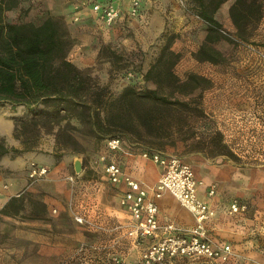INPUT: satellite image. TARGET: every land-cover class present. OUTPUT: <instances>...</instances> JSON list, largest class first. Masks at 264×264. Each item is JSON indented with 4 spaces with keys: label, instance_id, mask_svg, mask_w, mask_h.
<instances>
[{
    "label": "rangeland",
    "instance_id": "1",
    "mask_svg": "<svg viewBox=\"0 0 264 264\" xmlns=\"http://www.w3.org/2000/svg\"><path fill=\"white\" fill-rule=\"evenodd\" d=\"M66 1L51 0L54 5L49 7L48 0H20L8 17L36 23L48 15L63 18L73 40L69 58L106 84L114 95L130 84L154 87L152 81L144 79V73L172 38L171 47L179 52L175 72L182 78L197 72L212 81L209 87L194 93L204 114L192 112L186 117L184 112L177 111L174 120L180 125L170 137L139 129L112 133L123 137L126 147L140 151L158 149L187 158L199 174L218 170L222 181H226L222 179V170L230 168L245 179L246 189L251 192L245 198L260 196L259 207L264 214V0H261L263 16L251 28L249 39L236 33L230 16L234 0L219 5L215 16L233 39L219 42L225 55L219 62L198 60L195 56L208 30L207 22L197 14L198 0H145V19L126 14L112 25L75 14V9L80 4L86 5L87 0H69L72 6L64 4ZM158 112L165 118L172 115L161 109ZM26 115L14 113L7 105L0 106V133L10 145L22 146L14 136L15 119ZM64 125L66 131L60 135L56 133L58 125L39 132L31 161L41 163L39 157L51 158L46 163L50 171L31 186L21 188L24 208L16 218L0 215V264H83L76 249L91 248L98 231L106 229L107 225L102 223H99L102 229L82 224L75 213H80L79 203L87 196L84 190L90 182L84 184V180L103 178L104 161L100 156L106 153L110 159L111 153L106 148L109 135L92 133L77 119L71 123L63 121ZM216 130L222 133L225 151L230 153L220 154L219 147L214 146L211 135ZM76 156L83 157V170L79 173L73 165ZM212 183L218 188L216 181ZM237 187L227 182L224 190L233 192ZM257 208L255 203L250 209L254 212ZM54 241L69 247L54 251Z\"/></svg>",
    "mask_w": 264,
    "mask_h": 264
},
{
    "label": "trees",
    "instance_id": "2",
    "mask_svg": "<svg viewBox=\"0 0 264 264\" xmlns=\"http://www.w3.org/2000/svg\"><path fill=\"white\" fill-rule=\"evenodd\" d=\"M224 1H197V14L208 25L207 34L195 52L198 60L219 62L225 59L218 44L233 39L215 16ZM19 4L20 0H0V106L7 105L14 113L26 112L27 115L15 119L14 136L21 147L10 145L0 133V169L5 155L15 157L33 150L42 129L50 131L58 125L57 135L64 133L63 121L71 123L72 119H77L92 133L109 135L107 138L120 137L124 143L125 139L113 131L139 129L150 134L158 131L160 137H170L180 125L174 120L177 111L184 112L186 117L192 112L204 114L194 93L209 87L212 81L197 72H190L185 78L175 72L179 52L172 49V38L144 73V79L152 81L154 87L130 84L114 95L106 84H101L69 58L73 40L63 18L48 15L39 23L10 19L8 12ZM230 16L237 35L249 39L251 28L263 16V2L234 0ZM158 109L172 115L165 118ZM211 139L220 154L230 153L225 151L227 145L219 130ZM20 195H13L0 215H16L23 210Z\"/></svg>",
    "mask_w": 264,
    "mask_h": 264
},
{
    "label": "crops",
    "instance_id": "3",
    "mask_svg": "<svg viewBox=\"0 0 264 264\" xmlns=\"http://www.w3.org/2000/svg\"><path fill=\"white\" fill-rule=\"evenodd\" d=\"M48 1L49 7H53L54 4L51 0ZM95 1L87 0L86 5L80 4L75 9V14H80L83 19L103 22L98 12L92 8ZM111 1L121 5L125 10L124 16L114 23L116 24L127 14L126 10L129 6V0ZM144 3L145 0L142 1L139 13L133 17L134 19H145L147 17L146 11H144ZM64 4L72 6L71 4L73 3L67 0ZM34 153V151L30 150L15 157H10L9 155L3 157L0 170V214L6 202L13 195H17L23 186L27 185L29 178L26 167L28 168ZM110 157L115 159L125 172L131 174L150 189L158 180L161 171L160 165L142 157L140 149L124 146L121 150L111 152ZM39 158L43 164L52 161L51 158L44 156ZM185 159L187 160V158ZM215 169L217 170L218 168ZM217 171L216 173L212 171V173L207 172L206 174H199L195 171L198 178L204 181V185L199 188V195L206 199L216 210V214L206 222L209 233L218 241L230 243L235 254L226 262L204 256H166L156 264H264V214L259 207L260 196L245 198V195L251 194L246 189L245 179L240 178L236 172H232L229 168L228 170H222L224 173V178L222 179H226V181H222L218 177ZM102 177V179L91 178L84 180V184L90 182V185L86 184L87 187L84 193L87 196L79 203L81 207L80 213H87L96 222L107 226L103 231H98L97 234L99 235L94 240L95 245H92L91 248H82V251H79V247L76 249L83 264H108L114 255L121 257V264H137L142 252L152 242L163 237L168 231L175 232V230H165L164 226L169 223L175 226H191L195 223L192 213L184 208L171 193L165 192L157 199L159 206L157 217L161 224L158 231L152 235L138 238L130 236L127 232L129 224L133 221L132 216L120 203V195L126 185L124 183L112 184L104 172ZM214 181L218 183L217 192L215 195L209 196L206 186ZM227 182L237 184V190L225 192L224 188ZM235 199L240 203H246V210L231 212L230 206ZM255 203H258V208L252 212L250 208ZM7 216L16 218L18 214ZM78 226L83 227L82 225ZM53 245L54 251L63 250L65 249L64 246H66L64 242L55 241Z\"/></svg>",
    "mask_w": 264,
    "mask_h": 264
},
{
    "label": "built area",
    "instance_id": "4",
    "mask_svg": "<svg viewBox=\"0 0 264 264\" xmlns=\"http://www.w3.org/2000/svg\"><path fill=\"white\" fill-rule=\"evenodd\" d=\"M142 1L129 0L127 15L135 17L139 13ZM92 8L98 12L106 25L114 24L125 14L123 7L111 0H96ZM124 146L120 137L106 139L109 154L121 150ZM140 154L161 167L158 180L151 189L125 172L115 159L111 157L107 159L106 153L100 156V160L104 161V172L108 180L112 184L124 183L126 185L120 195V203L131 213L133 220L129 224L127 233L138 238L158 231L161 224L157 217L159 211L157 199L165 192L171 193L184 208L192 213L195 223L191 226H175L172 223L164 226L165 230H175V232L168 231L163 237L152 242L142 252L137 264H156L166 256H204L228 261L235 252L230 243L216 240L207 229L206 222L216 214V210L199 195V188L204 185V181L198 178L192 163L180 155L158 149H143ZM49 171V166L46 164L31 161L28 166L27 186H31L36 180L46 176ZM206 188L209 196L215 195L217 191L215 183H210ZM20 194L21 192L17 195ZM246 208V203H240L235 199L231 203L230 211L240 212ZM75 217L84 225L103 228L88 215L76 212ZM108 264H121V257L114 255Z\"/></svg>",
    "mask_w": 264,
    "mask_h": 264
},
{
    "label": "water",
    "instance_id": "5",
    "mask_svg": "<svg viewBox=\"0 0 264 264\" xmlns=\"http://www.w3.org/2000/svg\"><path fill=\"white\" fill-rule=\"evenodd\" d=\"M74 170L76 173H79L83 170V157L76 156L73 159Z\"/></svg>",
    "mask_w": 264,
    "mask_h": 264
}]
</instances>
